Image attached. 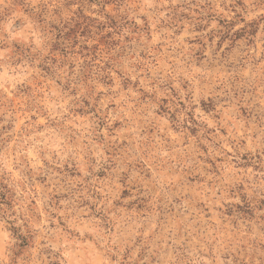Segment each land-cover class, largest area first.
I'll return each instance as SVG.
<instances>
[{"label": "rangeland", "instance_id": "1", "mask_svg": "<svg viewBox=\"0 0 264 264\" xmlns=\"http://www.w3.org/2000/svg\"><path fill=\"white\" fill-rule=\"evenodd\" d=\"M0 264H264V0H0Z\"/></svg>", "mask_w": 264, "mask_h": 264}]
</instances>
